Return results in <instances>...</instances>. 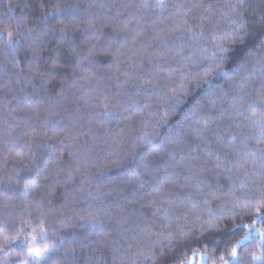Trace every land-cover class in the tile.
I'll list each match as a JSON object with an SVG mask.
<instances>
[{
	"label": "trees",
	"instance_id": "obj_1",
	"mask_svg": "<svg viewBox=\"0 0 264 264\" xmlns=\"http://www.w3.org/2000/svg\"><path fill=\"white\" fill-rule=\"evenodd\" d=\"M162 2L0 0V264H224L256 219L264 0Z\"/></svg>",
	"mask_w": 264,
	"mask_h": 264
},
{
	"label": "snow or ice",
	"instance_id": "obj_2",
	"mask_svg": "<svg viewBox=\"0 0 264 264\" xmlns=\"http://www.w3.org/2000/svg\"><path fill=\"white\" fill-rule=\"evenodd\" d=\"M163 6V2L161 0V5ZM2 35V34H0ZM13 32L9 31L7 33V39L9 44H11L13 42ZM224 57L221 56V60H223ZM262 87H264V85H262ZM251 107V105H250ZM235 139V137H233V140ZM252 203L251 201H248L247 204ZM257 204V209H256V219L252 221V224H242V225H234L233 226V230L231 231L230 235L234 238L235 237V232L237 230H240L241 228L243 229H247V233L246 235L240 239L237 240L235 245L232 246L231 251L229 252V260H224V257L221 256L220 259L224 262V264H232L233 261L236 262V264H239V254H238V249L241 248L242 245H244L246 242L255 240L257 242V244L261 247L264 248V230H261L260 228H256L255 225L256 224H261L264 225V211H262V209H264V198H262L259 201L255 202ZM246 204V207H247ZM22 231V230H21ZM20 236V233H17V237ZM8 237H5V241H8ZM35 242H36V237L33 236L31 241L29 242L31 246L27 247V251L29 254V257H40V249L35 247ZM21 244L24 245V241H21ZM21 250H23V247L21 248ZM45 252L47 251V249L44 250ZM254 261H259V264H264V253H262L260 256H256L253 258ZM25 264H28V261H25ZM36 264H40L39 259L36 260Z\"/></svg>",
	"mask_w": 264,
	"mask_h": 264
},
{
	"label": "rangeland",
	"instance_id": "obj_3",
	"mask_svg": "<svg viewBox=\"0 0 264 264\" xmlns=\"http://www.w3.org/2000/svg\"><path fill=\"white\" fill-rule=\"evenodd\" d=\"M200 264H201V261H200Z\"/></svg>",
	"mask_w": 264,
	"mask_h": 264
}]
</instances>
